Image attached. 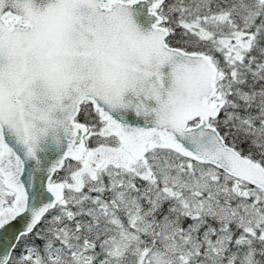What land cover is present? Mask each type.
<instances>
[{"label":"snow or ice","instance_id":"obj_1","mask_svg":"<svg viewBox=\"0 0 264 264\" xmlns=\"http://www.w3.org/2000/svg\"><path fill=\"white\" fill-rule=\"evenodd\" d=\"M0 264H264V0H0Z\"/></svg>","mask_w":264,"mask_h":264}]
</instances>
